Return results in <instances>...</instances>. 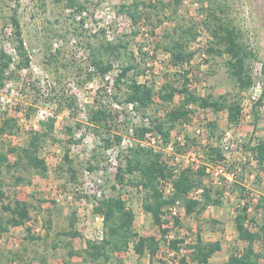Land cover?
Returning a JSON list of instances; mask_svg holds the SVG:
<instances>
[{
  "label": "rangeland",
  "instance_id": "obj_1",
  "mask_svg": "<svg viewBox=\"0 0 264 264\" xmlns=\"http://www.w3.org/2000/svg\"><path fill=\"white\" fill-rule=\"evenodd\" d=\"M79 1L84 5L80 11L75 7L67 8L66 0H0V48L13 57L7 71L12 76H8L0 90V121L2 117L12 116L17 119L19 126L17 135L5 134L0 137V145L24 144L28 140V131L32 127L39 128V121L48 116L56 119L54 136L57 139L47 140L40 151L48 164L45 176L21 167L10 171L2 169L0 173L6 195L3 201L17 199L27 202L31 217L28 223L0 233V264H92L82 261L79 255H68L70 246L82 249L85 239L92 235L91 229L101 223L97 220L98 213H94L91 206L94 196L84 192L85 187L76 189L83 187L87 181L99 183L106 196L121 195L134 211V231L141 235H152L159 240V250L153 262L150 263L147 252L138 256L130 248L118 253L125 263L180 264L179 257L191 253L187 244L193 243L195 233L199 231L204 241L220 239L222 243V249L213 254L206 264H222L231 251L245 245L238 239L233 222L234 209L239 203L249 204V217L252 220L247 221V224L251 229L257 230L259 225L264 224V163L259 165L248 150L254 142L264 139V105H255L263 84L260 70L264 63V0H179L178 3L176 0H161L165 8L159 9L157 13L150 12L149 18L137 26L128 16L118 12L119 5L130 0ZM151 1L160 8L159 0ZM208 7L232 22L241 32L244 44L256 54V58L251 61L253 83L239 92L240 116L237 124L227 122L226 110L216 113L211 109L194 108L191 120L185 126L178 125L172 130V138L180 140L183 147V152L175 148L174 152L181 157L180 162L199 165L206 162L202 152L204 145L209 143L220 147L226 155V160L222 162L234 172L233 180L246 189L245 199L239 198L237 190H232L231 181L206 171L205 183H226L221 195L222 204L210 205L200 215H186L182 204L178 202L175 213L168 209L164 216L167 219L164 226L168 232L162 238L150 214L142 209L143 191L119 184L116 189L112 188L118 150L114 146L106 151H97L100 142L86 125V107L94 99H99L121 114V119L125 114L127 124H119L124 139L129 134V127L161 118L170 108L169 103L155 105L146 111L134 109L130 103H119L112 96L115 90L113 77L121 65L131 60L132 50L138 61L140 58L144 60L141 66L145 68V74L139 80L154 83L156 89L166 77L176 83L178 77L174 80L175 76L171 75L175 69L169 65L168 55L162 47L166 42L165 34L174 25V19L179 18L187 23H196L198 31L197 38L190 45L196 54L186 65L191 69L189 86L200 95L237 93L225 65L227 56L209 57L205 52L211 36L200 23ZM175 9L177 12L172 16L170 12ZM11 15H16L21 25L30 59L27 68L18 67ZM118 40L127 42L128 49L125 51L121 48L119 58H110L113 65L111 72H107L104 77L96 75L87 43ZM139 48L141 53L138 52ZM87 72H94L93 78H87ZM62 93L67 97H75L79 107L77 111L66 107L58 111L59 105L53 97ZM178 97L175 96L171 105L178 101ZM28 105L36 107L30 117L25 116ZM77 122L82 123L81 128L76 127ZM213 122L217 129L211 134L208 124ZM67 127L73 128L74 139L82 136L81 141L69 143ZM227 143L232 145L231 148L225 147ZM126 144L127 140L122 146ZM66 148H69V156L73 160L77 178L75 182H71L68 175L60 170ZM94 153H101V156L96 157L98 160L93 158ZM172 153L166 154L169 161H174L175 154ZM9 157L11 161L14 159V155ZM18 175L24 177L23 181L16 180ZM192 195L199 197L196 191ZM73 212L75 230L80 236L62 235L63 231L69 229L68 222ZM0 214L6 215L1 213V209ZM173 216L180 220V224L174 223ZM47 227H50L49 232ZM36 228L40 230L36 232ZM30 235L41 238L32 240ZM173 238L185 239L180 244L178 254L168 247V240ZM66 243L71 244L66 246ZM255 246L264 249V244L259 246L256 243ZM17 254L20 259L15 256Z\"/></svg>",
  "mask_w": 264,
  "mask_h": 264
},
{
  "label": "trees",
  "instance_id": "obj_2",
  "mask_svg": "<svg viewBox=\"0 0 264 264\" xmlns=\"http://www.w3.org/2000/svg\"><path fill=\"white\" fill-rule=\"evenodd\" d=\"M176 2L178 3L179 0ZM159 4L160 8L157 3L153 4L151 0H130L128 3L120 4L118 12L128 16L133 25L137 26L142 20L149 18L150 12L155 11L157 13L159 9L165 8L163 1L159 0ZM66 7H75L80 11L84 5L79 0H66ZM221 11L223 10L221 9ZM175 12H177L176 9L170 14L173 16ZM205 12L207 14L200 24L211 36L205 52L209 57L227 56L225 65L234 81L237 93H224L217 96L210 93L200 95L189 86L188 75L191 69L186 65L190 64L196 54L190 45L197 38L198 31L195 28L196 23H187L183 18H179L174 19V25L165 34L166 42L162 47L168 55L169 65L175 69L171 75L175 76L174 80L178 77L176 83L170 77H166L156 89L154 83L139 80L138 78L145 74V68L141 66V62L144 60L140 58L138 61L132 50H130L131 60L121 65L113 77L115 90L112 96L119 103H130L134 109L140 111H146L155 105L169 103L170 108L161 118H154L148 123L144 122L129 127V130L132 128L133 138L130 144L123 147L124 137L119 131V124H127L128 118L126 119L125 114L122 115L123 119H121V114L99 99H94V102L86 107V125L93 130L92 132L100 142L97 151H106L114 146L118 150L115 156L117 161L112 188L116 189V185L119 184L124 187L141 189L144 194L142 209L150 214L154 224L161 231L162 238L168 232V228L164 226L167 222L164 216L168 209L173 208L178 202L182 204L186 215H200L208 206L222 204L221 195L226 183L225 185H220L222 181L220 184L212 181L205 183V178L207 165L225 161L226 157L220 147L208 143L202 148L206 162L199 165L188 164L176 167L162 151L151 145L141 144L145 133L154 131L161 136L165 146L171 143L173 149L183 152L180 141L172 138V130L178 125L189 122L195 111L194 108L211 109L216 113L226 110L227 122L235 125L240 116L239 92L253 83L251 61L256 58V54L244 44L241 32L232 22L211 11L210 7L206 8ZM169 18L172 19V17ZM10 23L16 42L14 51L18 57V67L27 68L30 59L24 45L21 25L16 15H11ZM87 45L91 51V64L95 74L101 77L113 70L110 58H119L121 48L125 51L128 49L127 42L123 43L121 40L117 42H88ZM138 52L141 53L140 48ZM12 60V55L0 48V90L9 76L7 71ZM260 71L263 75V84L261 93L255 101L257 106L264 105V63H262ZM93 74L94 72H87V78H93ZM176 95H179L178 101L171 105ZM55 96L53 100H57L58 111L64 107L71 111L79 109L74 96L67 97L63 93ZM35 110L36 107L28 105L25 116L30 117ZM55 120L54 116L40 120V127H32L28 131V140L22 145H6V147L0 145V173H2V169L10 171V169L21 167L27 171L33 170L42 177L45 176L48 172V164L41 156L40 151L47 140L57 141L54 136ZM81 124V122H77L76 127L81 128ZM208 126L211 134L217 129L214 122L209 123ZM126 128L128 131V125ZM67 131L70 135L69 143L81 141L82 136L77 139L73 138L72 127H67ZM18 132L19 126L15 117L1 118L0 137L5 134L17 135ZM248 150L259 165L264 163V139L254 142L248 147ZM9 155H14L12 161ZM98 155L101 156V153H94L93 158L98 160L96 158ZM89 169H93V167H89ZM60 170L68 175L71 182L77 180L73 160L69 156V148L64 151ZM23 179L22 175L16 177L18 182L23 181ZM167 183H170L173 188L169 193L165 191ZM2 184L3 180L0 176V209L1 213L6 214L4 216L0 214V233L8 231L10 227L24 225L31 218L27 202L17 199L3 201L6 195L2 189ZM231 185L233 191H238L239 198L245 199V187L236 183L235 180L231 181ZM198 189H201L199 197H194L192 193ZM248 206L247 202L239 203L234 209L233 218L237 237L245 245L241 249L231 251L222 264H262L264 260V249H261L262 247L257 249L255 246L256 243L259 246L264 244V224L259 225L257 230L248 226L247 221L252 220V217H249ZM93 212L103 216L104 235L102 240L93 241L87 238L82 249H75V247L70 246L71 243H66V246H70L68 249L70 257L79 255L82 261L92 264H127L119 258L118 253L131 248L138 256L147 252L150 263L153 262L159 250V240L152 235H141L134 231V211L121 195H110L96 199ZM173 218L174 223L180 224L177 217L173 216ZM75 223V212H73L68 222L69 229L63 231L62 235L80 236L75 230ZM49 229L50 227H47V232ZM40 238V236L30 235L32 240ZM184 242V238H173L168 240V247L175 254H178L180 244ZM187 248L191 249V253L181 255L178 259L180 264H206L213 254L222 249V243L220 239L204 241L198 231L195 233V240L193 243L187 244ZM15 256L17 259L21 258L19 254Z\"/></svg>",
  "mask_w": 264,
  "mask_h": 264
},
{
  "label": "built area",
  "instance_id": "obj_3",
  "mask_svg": "<svg viewBox=\"0 0 264 264\" xmlns=\"http://www.w3.org/2000/svg\"><path fill=\"white\" fill-rule=\"evenodd\" d=\"M15 52V51H14ZM259 85V83H258ZM186 123L183 124V126H185ZM133 136V132H132V128L129 130V134L128 136L124 139L123 138V141H122V144L125 142V140H127V144H130L131 143V140H132V137ZM178 139H180V137H178ZM180 141V140H179ZM141 144L143 145H151L153 146L155 149L157 150H160L162 151L165 156L166 154L168 153H172V154H175L174 156V161H171L172 164L176 165V167H180V166H186L188 165L187 163H182L180 162V158L179 155L174 152V149H173V146L170 144H168L167 146H165L163 144V141H162V138L161 136L154 132V131H147L144 135V139L143 141L141 142ZM182 144V143H181ZM125 145V146H126ZM232 145H229L227 143V145L225 146L226 148H231ZM225 155V154H224ZM226 157V155H225ZM192 165H197V163H192ZM177 170V169H175ZM207 171H212V173L214 174L215 177H223L226 181L230 182L233 180L234 178V172H231L229 171L225 164L223 162H217V163H213V164H208L207 165V168H206ZM99 180V179H98ZM85 187V190L84 192H89V194H92L94 196V200L92 201L91 203V206L94 205L96 199L98 198H101V197H106L105 195V190H103V188L101 187V185H99V183H90L89 181L85 182L83 187L80 186V189L79 187H76L77 190H81L82 188ZM86 189L88 191H86ZM172 185L170 183H167L166 185V188H165V191L167 193L171 192L172 191ZM201 191V189H198L196 192L199 193ZM82 199V198H80ZM172 209V212L175 213V206L173 208H170ZM98 217H97V220H100L101 223L99 225H95L91 230H92V235L89 239L93 240V241H100L102 240L103 238V235H104V224H103V216L101 214H97ZM40 229H35L36 232H38ZM103 264H109V263H103Z\"/></svg>",
  "mask_w": 264,
  "mask_h": 264
},
{
  "label": "crops",
  "instance_id": "obj_4",
  "mask_svg": "<svg viewBox=\"0 0 264 264\" xmlns=\"http://www.w3.org/2000/svg\"><path fill=\"white\" fill-rule=\"evenodd\" d=\"M30 221V219L27 221V223Z\"/></svg>",
  "mask_w": 264,
  "mask_h": 264
}]
</instances>
